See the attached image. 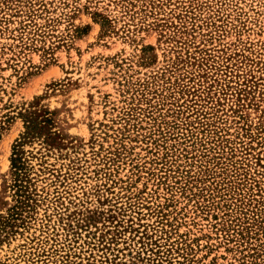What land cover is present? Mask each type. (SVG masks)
I'll return each instance as SVG.
<instances>
[{"label":"rangeland","instance_id":"rangeland-1","mask_svg":"<svg viewBox=\"0 0 264 264\" xmlns=\"http://www.w3.org/2000/svg\"><path fill=\"white\" fill-rule=\"evenodd\" d=\"M0 264H264V0H0Z\"/></svg>","mask_w":264,"mask_h":264},{"label":"trees","instance_id":"trees-1","mask_svg":"<svg viewBox=\"0 0 264 264\" xmlns=\"http://www.w3.org/2000/svg\"><path fill=\"white\" fill-rule=\"evenodd\" d=\"M21 116L25 131L12 148L11 167L15 176L13 187L16 189V196L24 197L25 186L23 183H25L27 178L25 175L27 174L28 166L23 159V147L34 140L40 139L43 140L44 144L49 145L51 144L49 141L54 139L55 133L51 129V119L47 112L38 114L28 109L24 110Z\"/></svg>","mask_w":264,"mask_h":264}]
</instances>
